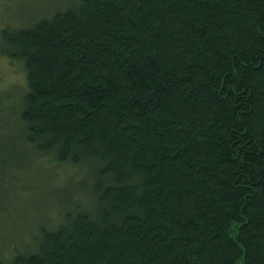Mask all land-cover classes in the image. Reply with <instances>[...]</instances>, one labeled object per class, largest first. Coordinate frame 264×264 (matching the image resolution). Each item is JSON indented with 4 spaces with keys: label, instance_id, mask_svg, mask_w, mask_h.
<instances>
[{
    "label": "trees",
    "instance_id": "obj_1",
    "mask_svg": "<svg viewBox=\"0 0 264 264\" xmlns=\"http://www.w3.org/2000/svg\"><path fill=\"white\" fill-rule=\"evenodd\" d=\"M0 42L19 140L90 175L0 264H264V0H71Z\"/></svg>",
    "mask_w": 264,
    "mask_h": 264
},
{
    "label": "rangeland",
    "instance_id": "obj_2",
    "mask_svg": "<svg viewBox=\"0 0 264 264\" xmlns=\"http://www.w3.org/2000/svg\"><path fill=\"white\" fill-rule=\"evenodd\" d=\"M70 2L0 0V27L31 25ZM25 88L22 61L0 50V99L6 103L0 106V259L5 262L16 252L35 250L40 229L54 228L62 214L72 211L78 203H86L89 196L84 184L90 177L88 167L33 153L28 144L19 140L14 105Z\"/></svg>",
    "mask_w": 264,
    "mask_h": 264
}]
</instances>
